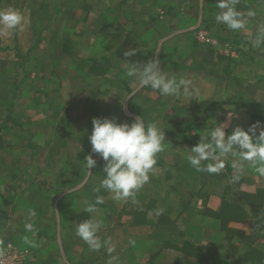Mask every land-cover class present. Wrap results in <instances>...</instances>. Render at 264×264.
I'll return each mask as SVG.
<instances>
[{
	"label": "crops",
	"instance_id": "1",
	"mask_svg": "<svg viewBox=\"0 0 264 264\" xmlns=\"http://www.w3.org/2000/svg\"><path fill=\"white\" fill-rule=\"evenodd\" d=\"M216 2L0 0V9H18L30 20L25 31L0 35V71L13 64L31 70L28 81H19L20 73L0 81V133L6 123L5 133L27 130L31 140L0 143L10 150L0 167L20 168L0 173V248L10 244L23 264H264V178L246 166L234 179L231 158L219 174L196 171L183 158L213 120L224 122L229 113L236 116L227 134L264 125V47L251 43L264 24V0H240L237 8L255 16L235 32L216 22ZM133 48L135 55L125 57ZM150 58L191 79L199 101L153 95L125 76L127 61ZM94 117L129 124L141 117L165 130V150L135 203L115 201L100 187L105 162L88 139ZM66 119L80 122L72 127L75 141L64 138L72 132ZM17 149L27 156L17 160ZM90 154L97 166L89 172ZM97 196L104 203L84 212ZM88 218L103 221L98 235L110 245L93 251L75 234Z\"/></svg>",
	"mask_w": 264,
	"mask_h": 264
},
{
	"label": "clouds",
	"instance_id": "2",
	"mask_svg": "<svg viewBox=\"0 0 264 264\" xmlns=\"http://www.w3.org/2000/svg\"><path fill=\"white\" fill-rule=\"evenodd\" d=\"M239 3L240 0H217L219 11L215 15L216 22L234 32L246 29L248 18L255 16V13L252 10L242 12L237 8ZM29 24L28 16L22 11L11 7L0 9V35L23 32ZM251 43L257 49L264 47V24L258 26ZM136 52L137 49H129L124 52V56L131 57ZM123 67L126 77L136 78L142 87H150L162 97H184L198 101L201 97L200 88L191 79L178 78L164 71L158 58H150L146 63L127 61ZM116 94L114 90L109 96ZM127 97L132 98V95ZM228 115V120L219 123L213 120V127H209L203 134L198 133L199 142L188 148L183 158L191 168L209 174L221 173L231 158V167L238 173L234 179L240 178L246 166L264 178V125L256 121L247 129L236 126L231 134H227L230 119L236 114ZM92 125L88 136L92 153L105 162V175L100 187L106 189L115 201L127 202L131 198L135 203L136 193L150 180L158 154L165 150V130L156 123L146 124L141 117H137L131 124L120 123L117 118L94 117ZM84 161L89 172L97 166V160L91 154ZM93 191L98 192L99 188ZM103 203V197L97 196L83 211L92 214L96 212L97 205ZM162 213L163 209L155 210L157 216ZM102 226V220L88 218L76 225L75 234L91 250L99 251L111 243L110 239L102 240L98 235ZM24 228L35 234L31 222L25 223ZM25 242L30 243L27 237ZM107 251L112 253L114 248L107 247ZM0 255H3V249H0Z\"/></svg>",
	"mask_w": 264,
	"mask_h": 264
},
{
	"label": "rangeland",
	"instance_id": "3",
	"mask_svg": "<svg viewBox=\"0 0 264 264\" xmlns=\"http://www.w3.org/2000/svg\"><path fill=\"white\" fill-rule=\"evenodd\" d=\"M7 56H9V54H7ZM15 67L16 66L13 64V65H9L8 68L1 70L0 71V74H1L2 77H0V81H12V78L13 77H10V76H14L17 73L18 74L20 73V80L19 81H28L29 80L28 77H29V73H31V70H19V71H16L17 69ZM149 92L151 94H153V95L156 94L155 93L156 92L155 90H149ZM15 120L18 121V119H15ZM120 120H121V118H120ZM66 123H67V125L69 124L68 126L70 127V129H72V132L67 133L66 135L64 134V138H67L69 141H75L76 137H78V134L75 133L76 129L75 128H72V127H75V125H77V123H80V122H77V123H75V122H69V120L66 119ZM7 125L8 124L5 123L1 127L0 143H5L6 146L8 147L9 146L8 143H14L15 145H17V143H27V142H31V140L29 141V138H28L29 135L27 134L28 133L27 130H25L26 133H17V134H15V133H5V130L7 129ZM76 127L77 128H80V126H78V125ZM21 138H23V139L21 140ZM7 150L10 152V150L8 148H7ZM7 150L6 149L0 150V158L2 160H4V161L7 160V155H6L7 152H8ZM15 155H18L19 156V158H17L18 156L16 157L17 160L20 159V158H23L24 159L27 156V151L26 150L17 149V152H16ZM7 169H10L11 170V173H13V171L18 170L20 168L19 167L17 168V166H12L11 164H10V166H8V168H6L4 165H2L0 167V173H5ZM23 169H25V166H24ZM42 170H43V166H39V168L36 167V170H34L33 173L37 177L40 174V171H42ZM27 173H29V174H27ZM29 175H33V174L30 173L29 171H26V177H29ZM29 178H32V177L30 176ZM221 211H223L222 213H223L224 221L225 220L226 221H229L227 219V216H230L229 207L228 206L226 207L225 205H222L221 206Z\"/></svg>",
	"mask_w": 264,
	"mask_h": 264
},
{
	"label": "built area",
	"instance_id": "4",
	"mask_svg": "<svg viewBox=\"0 0 264 264\" xmlns=\"http://www.w3.org/2000/svg\"><path fill=\"white\" fill-rule=\"evenodd\" d=\"M0 249H3V255H0V264H23V259L17 255L16 250L10 244Z\"/></svg>",
	"mask_w": 264,
	"mask_h": 264
}]
</instances>
